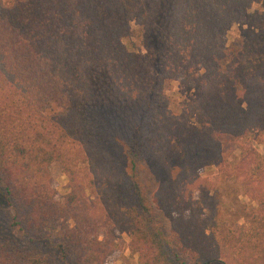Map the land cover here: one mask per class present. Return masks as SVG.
Returning <instances> with one entry per match:
<instances>
[{"label":"trees","instance_id":"16d2710c","mask_svg":"<svg viewBox=\"0 0 264 264\" xmlns=\"http://www.w3.org/2000/svg\"><path fill=\"white\" fill-rule=\"evenodd\" d=\"M151 154L189 163L148 190ZM221 178L253 204L208 226ZM121 234L140 264H264V0H0V264H105Z\"/></svg>","mask_w":264,"mask_h":264},{"label":"rangeland","instance_id":"374dc122","mask_svg":"<svg viewBox=\"0 0 264 264\" xmlns=\"http://www.w3.org/2000/svg\"><path fill=\"white\" fill-rule=\"evenodd\" d=\"M3 1L8 3L10 0ZM227 32V40H231L234 37L239 36L240 29L236 26V24H234ZM102 114V112L96 114L101 123V137L104 146L107 147V150L113 153L117 150L113 134L117 133L119 136H124L125 129L123 128V124L120 119L117 120L118 125H114L113 123L109 124L112 116L107 114V116L103 117ZM188 163V157L169 158L160 154H151L140 166V176L148 190H152L158 182L174 176ZM200 171L202 174H208L209 176L215 177L213 168ZM49 172L57 194H63L66 178L60 172L56 162H52L49 165ZM199 197L201 202L204 204L203 215L205 217L204 221L207 225L211 224V220L226 221L229 225H233L234 222L240 221L243 206L253 204L241 194L240 185L238 183L234 180L223 181L222 178L217 183L214 191L202 193ZM128 241L129 238L127 235L121 234L116 241V250L107 257L105 264H140L137 253L131 251L128 247Z\"/></svg>","mask_w":264,"mask_h":264}]
</instances>
